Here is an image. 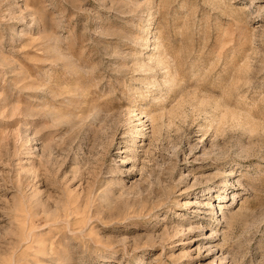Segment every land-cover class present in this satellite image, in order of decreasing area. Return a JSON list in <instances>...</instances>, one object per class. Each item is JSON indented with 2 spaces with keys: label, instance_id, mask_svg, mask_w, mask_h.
Returning a JSON list of instances; mask_svg holds the SVG:
<instances>
[{
  "label": "rangeland",
  "instance_id": "1",
  "mask_svg": "<svg viewBox=\"0 0 264 264\" xmlns=\"http://www.w3.org/2000/svg\"><path fill=\"white\" fill-rule=\"evenodd\" d=\"M0 264H264V0H0Z\"/></svg>",
  "mask_w": 264,
  "mask_h": 264
}]
</instances>
